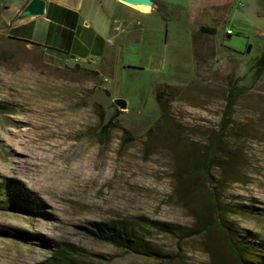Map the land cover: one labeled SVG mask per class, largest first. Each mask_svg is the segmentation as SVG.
Wrapping results in <instances>:
<instances>
[{
    "label": "rangeland",
    "instance_id": "obj_1",
    "mask_svg": "<svg viewBox=\"0 0 264 264\" xmlns=\"http://www.w3.org/2000/svg\"><path fill=\"white\" fill-rule=\"evenodd\" d=\"M152 1L142 12L87 0L91 26L73 48L0 32V228L30 238H0V264L42 262L63 242L82 250L79 264H236L208 227L210 190L228 210L220 222L248 243L247 260L264 258V75L252 82L250 68L264 51L261 0ZM229 81L244 94L207 176L201 159ZM138 217L182 231L150 232L153 258L82 231Z\"/></svg>",
    "mask_w": 264,
    "mask_h": 264
},
{
    "label": "trees",
    "instance_id": "obj_2",
    "mask_svg": "<svg viewBox=\"0 0 264 264\" xmlns=\"http://www.w3.org/2000/svg\"><path fill=\"white\" fill-rule=\"evenodd\" d=\"M260 2L262 8H264V0H261ZM25 42L26 41H19V43ZM31 44L37 48L40 47L35 43ZM250 68L252 71L251 81H259L264 75V51L253 59ZM243 90L244 87L238 82H228L224 117H222L219 130L215 133L211 141L208 152H206L201 159L207 176L209 175L211 169L217 168L221 165V162L218 159V154L220 152V148L223 146L226 131H228L226 117L230 114L232 108L237 104L239 97H242L244 94ZM157 103L163 111L164 106L160 101L159 95L157 96ZM208 198L210 200L212 211L214 212V219L210 221L208 227H215L219 230V235L223 240V243L229 249V253L236 264H254L246 258L250 252L248 243L244 239L236 238L237 236L232 233L233 231L231 226H227L220 222L218 215L227 214L226 211H228L225 206L220 203V196H218L214 190H210ZM88 225L89 227L82 230L87 237L98 240L99 242L110 244L116 247V249L130 251L134 254L148 256L150 258L160 255V252L153 248L150 241L147 239V235L150 234V232H165L168 234H174V232L182 231L178 227H174L166 222L151 221V219L144 217H138L132 219L131 221H92L88 223ZM0 238H13L17 241L30 240L24 232L15 230L14 228H0ZM81 252L82 250L76 246L63 242L56 247L48 259L36 264H79L77 258ZM256 264H264V258Z\"/></svg>",
    "mask_w": 264,
    "mask_h": 264
},
{
    "label": "crops",
    "instance_id": "obj_3",
    "mask_svg": "<svg viewBox=\"0 0 264 264\" xmlns=\"http://www.w3.org/2000/svg\"><path fill=\"white\" fill-rule=\"evenodd\" d=\"M45 1L47 6L43 17L20 23L15 22V18L29 0H0V32L13 40L35 43L52 51L77 46L80 28L91 26L83 12L87 0ZM97 3L98 0H89V4H93L91 8ZM10 31H15L13 36L9 35ZM92 37L97 34L94 32Z\"/></svg>",
    "mask_w": 264,
    "mask_h": 264
},
{
    "label": "water",
    "instance_id": "obj_4",
    "mask_svg": "<svg viewBox=\"0 0 264 264\" xmlns=\"http://www.w3.org/2000/svg\"><path fill=\"white\" fill-rule=\"evenodd\" d=\"M124 4H128L134 7L144 6L153 8L154 2L152 0H119ZM47 6V2L45 0H29V2L22 8L21 11L17 14L15 18V22H25L34 17H43L45 15V8ZM199 32L201 34H208L209 36L216 34V29L210 28L208 26H202L199 28ZM251 45L247 46L245 53L248 54L250 52ZM115 106H117L121 111L127 109V103L125 100L120 98H115L113 100Z\"/></svg>",
    "mask_w": 264,
    "mask_h": 264
},
{
    "label": "bare ground",
    "instance_id": "obj_5",
    "mask_svg": "<svg viewBox=\"0 0 264 264\" xmlns=\"http://www.w3.org/2000/svg\"><path fill=\"white\" fill-rule=\"evenodd\" d=\"M123 3V2H122ZM124 4V3H123ZM127 6H130L132 7L131 5H128V4H125ZM134 7V6H133ZM137 8H140L139 10L142 11V12H147V9H149V7H144V6H138ZM134 9V8H133Z\"/></svg>",
    "mask_w": 264,
    "mask_h": 264
},
{
    "label": "built area",
    "instance_id": "obj_6",
    "mask_svg": "<svg viewBox=\"0 0 264 264\" xmlns=\"http://www.w3.org/2000/svg\"><path fill=\"white\" fill-rule=\"evenodd\" d=\"M3 1H7V0H3ZM76 61H77V62H79L80 60H79V59H77Z\"/></svg>",
    "mask_w": 264,
    "mask_h": 264
}]
</instances>
